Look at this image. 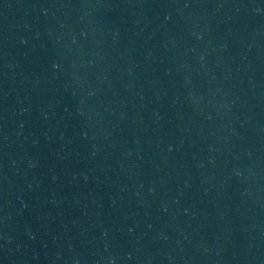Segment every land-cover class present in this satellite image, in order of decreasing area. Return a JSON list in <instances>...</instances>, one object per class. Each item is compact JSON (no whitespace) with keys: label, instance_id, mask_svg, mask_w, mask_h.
Here are the masks:
<instances>
[{"label":"water","instance_id":"water-1","mask_svg":"<svg viewBox=\"0 0 264 264\" xmlns=\"http://www.w3.org/2000/svg\"><path fill=\"white\" fill-rule=\"evenodd\" d=\"M0 264H264V0H0Z\"/></svg>","mask_w":264,"mask_h":264}]
</instances>
